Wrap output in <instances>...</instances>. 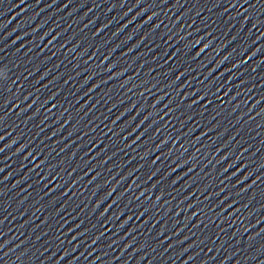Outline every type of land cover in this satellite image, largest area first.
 I'll return each instance as SVG.
<instances>
[{
	"label": "snow or ice",
	"instance_id": "obj_1",
	"mask_svg": "<svg viewBox=\"0 0 264 264\" xmlns=\"http://www.w3.org/2000/svg\"><path fill=\"white\" fill-rule=\"evenodd\" d=\"M196 43H199V41H196ZM204 47L206 48L207 44H205ZM200 51H203V48H201Z\"/></svg>",
	"mask_w": 264,
	"mask_h": 264
}]
</instances>
